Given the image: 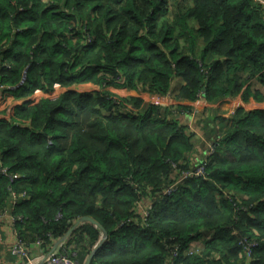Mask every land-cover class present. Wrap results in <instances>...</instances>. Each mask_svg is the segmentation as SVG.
<instances>
[{
    "label": "trees",
    "instance_id": "1",
    "mask_svg": "<svg viewBox=\"0 0 264 264\" xmlns=\"http://www.w3.org/2000/svg\"><path fill=\"white\" fill-rule=\"evenodd\" d=\"M170 1L0 0L1 97L100 88L0 104V214L26 242H59L81 264H264V109L234 112L226 159L194 162L172 108L106 91L264 104V0H186L174 19ZM201 165L204 176L181 179ZM83 217L101 228L67 236Z\"/></svg>",
    "mask_w": 264,
    "mask_h": 264
},
{
    "label": "crops",
    "instance_id": "2",
    "mask_svg": "<svg viewBox=\"0 0 264 264\" xmlns=\"http://www.w3.org/2000/svg\"><path fill=\"white\" fill-rule=\"evenodd\" d=\"M82 86L83 87L89 86L91 91L98 89L97 87H94L91 84L80 85V86H76L74 88L77 89V88L82 87ZM181 86H182V81L180 79H177L174 81V83H173V94L174 95H175V92ZM74 88H69L68 90H71ZM57 89H62V90H64V92L67 91L64 88L57 86L53 90V92L56 91ZM107 91H113L114 94L116 93V95H119V96L124 97V98H127L129 96L140 97L145 102V104H153L156 106H163V107H169V108L174 107V109H173L174 111H180L181 109L179 110L178 109L179 107L188 108L189 111L183 112L184 114L181 115V118L179 119V121L181 124H183L187 128L190 126L192 129L196 126L195 123H199L200 127L203 128V122H205V121L213 122V120L216 118L230 119L233 116L234 112H236L238 109H244L245 111L264 109V104H258L255 102L244 103L241 100L240 95L233 96V97H226V98L219 99V100L217 99V100L212 101V102H205V101H198V100L190 101V100H185V99H175L174 97L173 98H171V97L170 98H168V97L167 98L166 97L160 98L159 96L150 95L146 92H141V93L136 92V91H119L118 92L112 88L107 89ZM62 93H60L57 97H59ZM49 95H50V93L48 95L36 93L32 98H27V99L23 100V102H25L26 100H36L37 98L39 99L40 97H45V96H49ZM57 97H55L54 99H56ZM11 98L15 99L11 94H8V93L5 94L4 95V102H6L8 104L9 99H11ZM5 99H7V100H5ZM195 108H199L202 111V114L199 115L197 117V119H195V117H193L189 113V112H192L191 110L195 109ZM203 110L205 113H203ZM193 123L195 124V126L191 125ZM208 126H209V127H207L208 130H210L212 132L214 130V126L213 125H208ZM205 133H206V131H205ZM192 157L194 159V157H195L194 153H193ZM193 161L198 162L195 160H193ZM148 202H150V201H146V203L144 205H146ZM6 219L8 220L7 223H5L4 221L3 222L7 225H2V235L4 238L2 241L3 242L2 244H5L6 246H2L3 251L0 253V264H15V263H10V260L6 261V257H3V256H5L4 254L6 253V251L8 252L7 245H11L12 243H14L16 241V236H15L14 230L12 229V223L10 222L8 217ZM28 244L30 245V248H28V253H30L33 257H35L36 264H40L46 253L53 252L56 249L57 242H54V243L52 242L50 244H43V241L33 238V239L28 240ZM52 245H53V247H51ZM6 255H8V254H6ZM86 260H84V262H83L84 264L86 263Z\"/></svg>",
    "mask_w": 264,
    "mask_h": 264
},
{
    "label": "rangeland",
    "instance_id": "3",
    "mask_svg": "<svg viewBox=\"0 0 264 264\" xmlns=\"http://www.w3.org/2000/svg\"><path fill=\"white\" fill-rule=\"evenodd\" d=\"M188 6H189V2L186 1V0H171L169 2V7H168L169 8L168 16H170L171 18L174 19V16H175L176 12L178 11V9L183 10V9L187 8ZM65 89L68 90L67 88H65ZM70 91H76V92H79V93H91L93 91H100V88H98L97 90L91 91L89 86H85V87L82 86V87H79L77 89L76 88L71 89ZM106 91H107V89H106ZM62 92H64V90L57 89L53 93L51 92L49 96L40 97L39 99H42V98L54 99L55 97H57ZM107 92L109 94H112V95L114 94L113 91H107ZM5 100H7V99H5ZM3 101H4V96L2 98H0V102L2 103ZM22 102H23V100H17V99L11 98V99H9V103L7 104V106L20 105ZM172 109H174V107ZM195 109L198 110V116L202 114V111L199 108H195ZM188 111L189 110H187L185 112H188ZM134 112H137V110L135 109L134 106H132L131 104H129V106H128V113H133L134 114ZM189 113L193 117H195V119H197V117H198L197 115L194 116L192 114V112H189ZM203 113H205L204 110H203ZM167 119H168V117H167ZM230 119L223 118L224 122L222 123L221 126H222V128L224 130L222 132H219L218 130H216L215 127H214V130L212 132L210 130H208V128H207V127H209L208 125H213L214 126V124H212L213 122H211V121H205V122H203V125L205 126V128L200 127L199 123H195L196 126H195L194 123L191 124L192 126H195L193 129L190 126L188 127V132L190 134H193V143H194L193 153L195 154V157H194L193 160H195V161H203L204 159L209 158L210 156H213V155L216 158L218 157L219 159H226V157L228 156L229 153L224 149V147L222 146L221 143H222V140H223L222 138H223L224 134L227 133L228 130H230V128H229L230 122H231ZM205 131H206V133H205ZM215 144H218L219 146L216 148L215 147ZM204 165H207V163H204ZM193 169H195V167H191L190 170H193ZM139 211L141 213H144L145 212V209L144 208H140ZM7 221H8L7 219H4V222L5 223H7ZM5 223H3V225H7ZM3 239L4 238H3V235L1 233L0 234V242L1 243H3L2 242ZM203 242H204L203 240H200L199 242H196L195 244L192 245V247L190 249H192V248L193 249H196L198 251L197 252H194V253H199L201 251L200 249H202L203 246H204L203 245ZM26 245H27V249L30 248V245L28 244V241L26 242ZM8 246L9 245H7V247ZM57 247H58V243L56 245V249L53 252H56L57 254L66 255L64 253H60L59 251H57ZM2 251H3V249L1 247L0 248V253ZM6 254H8V255H6ZM48 254L49 253H46L45 256L48 255ZM4 255L5 256H3V257H6V261L7 260H10V263H15L16 262V258L13 255H11L9 252L6 251V253ZM28 256H29V259L32 260L31 262L35 261V257H33L30 253H29ZM75 256H77V255L74 252V253H72L71 257L70 256L69 257H70V259L73 262L78 263V264H81L77 260H75Z\"/></svg>",
    "mask_w": 264,
    "mask_h": 264
},
{
    "label": "built area",
    "instance_id": "4",
    "mask_svg": "<svg viewBox=\"0 0 264 264\" xmlns=\"http://www.w3.org/2000/svg\"><path fill=\"white\" fill-rule=\"evenodd\" d=\"M198 101H204V100L202 97H200L198 99ZM0 104H1V102H0ZM183 112L184 111H175L174 113H172L168 116V120H178L179 121V119L181 118V115L184 114ZM192 114L194 116H196V115L198 116V110L192 109ZM0 175L7 176V177L9 176L7 168L2 167L1 165H0ZM192 175H195L197 177L204 176L205 172H204V168L202 167V165L195 167V169H193V170H190L188 172L183 173L181 179L182 178H188ZM177 183L178 182L173 183L170 186V188L168 190H166L165 194L168 195L171 192H173L174 189H176V187H177ZM12 197H13V202L17 203L18 197L15 194H13ZM140 208H144L145 212L141 213L139 211ZM10 210H11V208H10ZM151 210H152V205L150 204V202H148L146 205H144V204L140 205L138 207L137 212L143 218H146L149 216ZM7 217L9 218V220L12 224L15 222L14 217L11 215V213L9 211L4 212L3 214H0V234L2 233V225L4 223L3 221ZM120 225H122V224H120ZM14 232H15V236H16V241L14 243H12L11 245H9L7 250L11 255H13L16 258L15 264H36L35 261L31 262L32 260L29 259V256H28L29 253H28L26 241L24 239H22L16 231H14ZM255 242L256 241H252V244H249V246L256 244ZM0 244L2 246H6L5 244H2V243H0ZM246 247L247 246H244V249ZM174 249L176 250L174 257H176L177 251H178V246H176ZM197 251L198 250L192 248V249L187 251V254H193L194 252H197ZM40 264H78V263L73 262L67 255L57 254L56 252H50L48 255L43 257V260L41 261Z\"/></svg>",
    "mask_w": 264,
    "mask_h": 264
},
{
    "label": "water",
    "instance_id": "5",
    "mask_svg": "<svg viewBox=\"0 0 264 264\" xmlns=\"http://www.w3.org/2000/svg\"><path fill=\"white\" fill-rule=\"evenodd\" d=\"M25 77H26V73H25V75H24V78H23V80L21 81V83H23L24 82V80H25ZM83 222H90V223H92L93 225H95L96 227H98V228H101L100 227V225L96 222V221H94L93 219H91V218H89V217H83V218H81V219H79L75 224H74V226L68 231V233H67V236L76 228V227H78L80 224H82ZM103 241V240H102ZM98 249V247L96 248V250ZM95 250V251H96ZM94 251V252H95ZM91 260H92V255L87 259V261H86V263L85 264H90L91 263Z\"/></svg>",
    "mask_w": 264,
    "mask_h": 264
}]
</instances>
